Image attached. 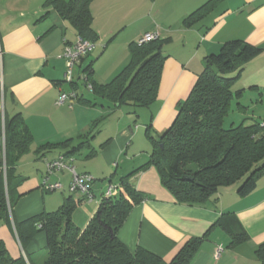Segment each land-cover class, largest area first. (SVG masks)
<instances>
[{
    "label": "crops",
    "instance_id": "obj_1",
    "mask_svg": "<svg viewBox=\"0 0 264 264\" xmlns=\"http://www.w3.org/2000/svg\"><path fill=\"white\" fill-rule=\"evenodd\" d=\"M208 1L93 0L92 27L98 37L92 52L75 65L72 84L65 81L66 60L61 57L65 46L79 39L70 22L53 7L44 6L46 0H0V129L6 117L20 114L33 136L30 151L16 166V174L24 181L17 189L22 196L14 206L12 224L0 222V239L12 257L23 255L29 261L47 247V236L41 232L24 248L15 221L57 211L73 197L77 205L72 220L84 229L109 185L121 190V178L130 174L131 183L146 196L119 231V238L131 251L143 246L170 261L190 238L207 234L191 264H260L256 249L264 242V174L246 197L238 196V185H232L205 203L186 204L176 199L162 184L158 169L148 164L153 144L147 128L158 137L172 125L179 103L189 96L207 57L228 41L240 39L263 48L235 81L232 90L238 95L230 111L240 123L264 119V0H216L206 13L187 23ZM157 32L165 41L167 58L158 96L147 106L149 115L144 120L150 118V122L138 124L135 116L142 118L143 113L135 106H117L96 98L86 88L84 69L91 64L92 81L110 82L130 62V45ZM73 89L92 103L76 100L72 106L59 105L60 92ZM124 105L133 110L125 112ZM105 111L108 116L94 125ZM82 142L86 144L68 162L79 173L95 178L94 199L84 200L70 191L72 174L68 170L52 177L62 182L63 188L58 190L62 195L46 196L41 189L45 161L69 153ZM225 212L238 215L249 236L246 241L231 246L230 235L216 224Z\"/></svg>",
    "mask_w": 264,
    "mask_h": 264
},
{
    "label": "trees",
    "instance_id": "obj_2",
    "mask_svg": "<svg viewBox=\"0 0 264 264\" xmlns=\"http://www.w3.org/2000/svg\"><path fill=\"white\" fill-rule=\"evenodd\" d=\"M92 1L46 0L44 6L53 7L62 19L68 20L79 37L94 41L98 36L92 27ZM215 2L208 1L186 22L206 13ZM164 43L161 39L132 43L130 62L105 84L92 81L90 64L84 69L85 86L89 82L92 85L89 91L96 98L106 99L117 106H149L158 96L167 58L163 52ZM262 52V47L240 39L226 42L218 53L207 57L204 70L198 75L189 96L179 103L172 125L158 137L153 136L150 127L147 128L153 144L148 164L158 169L162 184L180 203H205L222 188L232 185H238L240 197H246L256 189L258 179L264 174L262 119L225 127V118L234 96L238 95L232 90L235 81L244 67ZM72 91L77 94L75 89ZM77 101L92 103L78 94ZM107 116L105 111L94 125ZM4 124L5 144L0 141V222L11 225L14 206L22 196L17 189L24 181L16 174V166L30 151L33 136L20 114L6 117ZM0 132L2 135L3 129ZM85 144L82 142L64 155L68 159L73 157ZM130 176L121 178V190L101 201L84 229L72 220L77 205L73 197L67 198L57 211L43 212L22 222L15 221V230L24 248L38 233L44 232L46 251L29 258V261L23 255L15 258L0 239V264H191L207 234L190 238L170 261L143 246L131 251L121 241L120 229L133 208L146 198L131 183ZM216 224L230 235L231 246L249 238L234 212L221 214ZM256 255L260 264H264V242L257 247Z\"/></svg>",
    "mask_w": 264,
    "mask_h": 264
},
{
    "label": "built area",
    "instance_id": "obj_3",
    "mask_svg": "<svg viewBox=\"0 0 264 264\" xmlns=\"http://www.w3.org/2000/svg\"><path fill=\"white\" fill-rule=\"evenodd\" d=\"M160 39V34L157 33H148L143 35L138 42H150L154 40ZM95 44L93 41L89 39H84L79 37L78 41L74 44L66 45L64 48V52L61 55L66 60V73H65V81L66 82H73L72 74L73 69L77 63H79L84 57L88 56L92 50L94 49ZM86 81V76L84 77ZM87 89L91 90L92 85L87 82L86 84ZM77 100V94L74 91L69 93L61 91L57 103L59 105L69 104L73 105L74 101ZM5 123V122H4ZM3 123V133H2V142L3 145L5 144V124ZM260 126L264 128V119L260 121ZM69 159L65 155H60L54 159L46 160V174L44 180L41 184V189L45 192L51 191H58L63 188L62 182L57 179L51 181V178L58 173L62 172L63 170H68L72 174V179L70 183V191L72 193H79L82 195L84 200H93L94 196L92 193V184L95 181V178L89 173H79L75 166L69 164ZM118 188L116 185H109L107 190L103 195V199L111 198L116 192ZM101 200V201H102ZM221 249H218L216 252V257L219 256Z\"/></svg>",
    "mask_w": 264,
    "mask_h": 264
},
{
    "label": "rangeland",
    "instance_id": "obj_4",
    "mask_svg": "<svg viewBox=\"0 0 264 264\" xmlns=\"http://www.w3.org/2000/svg\"><path fill=\"white\" fill-rule=\"evenodd\" d=\"M91 55H93V54H91ZM97 55H93V57H96ZM133 107L130 105H124V106H122L121 107V109H123V110H125V112H131L133 109H132ZM136 109L138 110V112L140 113V111L143 113V117L142 118H139V117H136L135 116V118H137V122H138V124H141V122L142 121H144V122H146V123H148L149 124V122H150V118L149 119H147V120H144V119H146L145 117H146V115H149V113H148V107L147 106H141V107H136ZM230 113L227 115V118L225 119L226 120V126L225 127H229L228 125H230V123L231 122H235V123H240V122H238L239 120H238V116H236V115H234V113L233 112H231V111H229ZM141 113V114H142ZM145 115V116H144ZM141 127H143V126H141ZM143 129V128H142ZM144 130V129H143ZM77 165V164H76ZM78 165H79V163H78ZM77 165V166H78ZM44 168V167H43ZM43 168H42V170H43ZM58 176V175H57ZM51 181H54L52 178H51ZM118 183V182H117ZM116 182H115V184H117ZM117 185H119V184H117ZM117 188H118V186H117ZM225 188V187H224ZM223 189V188H222ZM45 195L47 196V195H54L55 197L56 196H61L62 195V193L60 192V191H51V192H47V193H45ZM46 251V248L44 249V250H42L41 252H40V254H43L44 252Z\"/></svg>",
    "mask_w": 264,
    "mask_h": 264
}]
</instances>
